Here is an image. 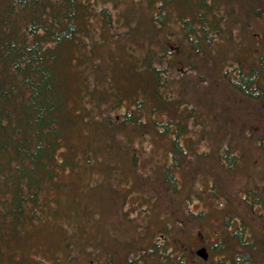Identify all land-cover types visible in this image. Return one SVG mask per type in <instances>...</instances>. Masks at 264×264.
I'll return each instance as SVG.
<instances>
[{
    "label": "trees",
    "instance_id": "1",
    "mask_svg": "<svg viewBox=\"0 0 264 264\" xmlns=\"http://www.w3.org/2000/svg\"><path fill=\"white\" fill-rule=\"evenodd\" d=\"M258 17L264 0H0V264H33L28 250L60 209L49 190L91 165V143L72 135L92 128L109 154L156 135L180 151L187 114L171 74L218 58L236 19L244 33Z\"/></svg>",
    "mask_w": 264,
    "mask_h": 264
},
{
    "label": "rangeland",
    "instance_id": "2",
    "mask_svg": "<svg viewBox=\"0 0 264 264\" xmlns=\"http://www.w3.org/2000/svg\"><path fill=\"white\" fill-rule=\"evenodd\" d=\"M259 18L244 33V22L237 18L233 35L260 33L257 49L264 56V21ZM227 37L214 44L218 58L203 52L194 56L197 69L184 63L180 67L186 72L171 74L174 95L187 114L178 136L180 151L154 134L144 148L125 140L124 148L109 154L107 140L97 141L92 128L81 127L77 137L72 135L76 143H91L93 160L77 177L63 173L62 189L49 190L60 209L47 215L43 233L28 250L33 264L36 259L44 264H170L158 252L151 256L155 244L165 245L163 253L165 247H177V254L188 259L196 245L207 242L222 241L234 253H245L230 235L240 227L242 240L264 241V206L253 208L264 199V102L237 88L234 67L249 54L237 52L246 42H227ZM261 86L259 92H264ZM155 119L165 118L160 114ZM174 129L172 125L167 136L173 138ZM124 135L138 139L142 133ZM68 236L73 241L69 246ZM263 248L255 250L257 263L264 259ZM217 255L212 252L210 264L217 263Z\"/></svg>",
    "mask_w": 264,
    "mask_h": 264
},
{
    "label": "flooded vegetation",
    "instance_id": "3",
    "mask_svg": "<svg viewBox=\"0 0 264 264\" xmlns=\"http://www.w3.org/2000/svg\"><path fill=\"white\" fill-rule=\"evenodd\" d=\"M234 38H237L238 43L246 42L245 44H240L241 46H239V49L237 50V52H240V48L242 46H245L247 48V53L249 54L248 56H246V58L245 57L241 58L242 63L240 64L238 63V65L234 67L238 74L237 75L238 82L236 83L242 86V87H239L238 89L243 91L245 85L247 84L246 83L247 80H252L253 82H249L250 84L249 90L243 91L244 96H246L247 98L258 100V101L262 100V102H264V92H259L260 89L263 88L261 85L264 83V59L263 61L260 60V57H258L257 55L258 54L257 47L259 45L258 42L259 40H261L262 36L252 33V34H238V35H235ZM256 62H257V65H256ZM181 71L182 73L186 72L185 70H182V69ZM172 132H173V136H176V130ZM260 202L262 204L261 203L254 204V207H253L254 210H255L256 205H259L261 207L264 206V199ZM190 213L193 215H197V213L192 212L191 209H190ZM241 230H242L241 227L237 228L232 234L230 233V235L232 236V238L236 239V244L244 247L243 250H246L245 253L244 251L234 253L235 252L234 247L229 248L225 243L220 241L217 243H213L212 245L207 244L208 242L201 243L200 245H196L194 249V254H193L194 259L193 258L188 259L187 257L183 256V252L182 254L181 253L177 254V250H176L177 247L175 248L172 246L169 249L168 247H165L164 248L165 250L163 253L162 251H160V249H162V247H164L165 245L161 246L159 244L158 245L155 244L154 249L150 250V254L151 256H153L156 252H158L161 255H163L162 258H164L165 260H169L170 264H191V263L192 264H210V262L211 263L214 262V260L211 258L212 252L218 251V255L216 257L217 263H214V264H264V259L261 260L262 261L261 263H257L255 259V250L257 249L258 245L264 246V241H261L258 244L257 241L248 240L246 238L242 240L241 232H240ZM200 249L206 250L207 259H203L197 254V251ZM226 249L229 251L228 254L225 253ZM258 249H262V248L259 247Z\"/></svg>",
    "mask_w": 264,
    "mask_h": 264
},
{
    "label": "water",
    "instance_id": "4",
    "mask_svg": "<svg viewBox=\"0 0 264 264\" xmlns=\"http://www.w3.org/2000/svg\"><path fill=\"white\" fill-rule=\"evenodd\" d=\"M197 254H198L201 258H203V259H207V252H206L205 249H200V250H198V251H197Z\"/></svg>",
    "mask_w": 264,
    "mask_h": 264
}]
</instances>
